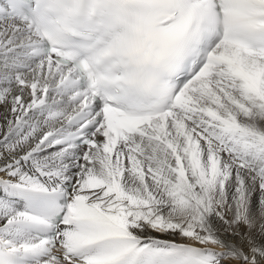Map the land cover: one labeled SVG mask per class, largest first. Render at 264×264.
<instances>
[{
  "label": "snow or ice",
  "instance_id": "obj_1",
  "mask_svg": "<svg viewBox=\"0 0 264 264\" xmlns=\"http://www.w3.org/2000/svg\"><path fill=\"white\" fill-rule=\"evenodd\" d=\"M0 264H264V0H0Z\"/></svg>",
  "mask_w": 264,
  "mask_h": 264
}]
</instances>
